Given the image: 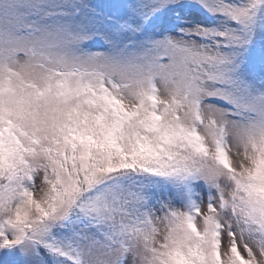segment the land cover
<instances>
[{"label": "snow or ice", "instance_id": "1", "mask_svg": "<svg viewBox=\"0 0 264 264\" xmlns=\"http://www.w3.org/2000/svg\"><path fill=\"white\" fill-rule=\"evenodd\" d=\"M0 264H264V0H0Z\"/></svg>", "mask_w": 264, "mask_h": 264}]
</instances>
